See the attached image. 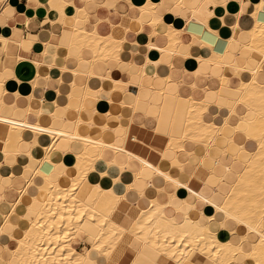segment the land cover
<instances>
[{
    "label": "bare ground",
    "instance_id": "6f19581e",
    "mask_svg": "<svg viewBox=\"0 0 264 264\" xmlns=\"http://www.w3.org/2000/svg\"><path fill=\"white\" fill-rule=\"evenodd\" d=\"M206 3L209 2L204 0L200 6L196 5L192 9L185 7L179 9L180 13L176 15V19L181 23L179 27L173 24V20L167 22L169 27L167 47L160 48L152 42L145 46L146 61L140 69L138 68L140 70L136 75L138 81L132 85L139 90L143 87L144 81L148 80L153 86L156 82H163L165 86L161 94H171L177 100H185L188 105L187 118L179 136H174L171 131L161 133L152 128L148 129L130 118L128 127L111 130L113 139H96L81 133L83 123L80 118L73 123L71 131H66L37 123L32 125L25 120L5 118L0 112V127L6 131L5 137L0 138L2 143L15 144L17 154L19 144L26 137V133H30L33 137V147L44 151L43 157L38 159L41 166L34 171L32 174L34 176L32 178L23 176L27 178L26 186L19 191L18 201L12 205L9 213H2L0 237L3 234L9 235L15 245L13 248H7L6 264H264V22L258 19V14L264 7V0L255 5L252 14L254 26L248 28L250 42L240 46L239 56L244 60V65L227 63L228 58L224 61L222 55L217 56L219 57L217 61L204 58L200 51H213V48L202 41L198 34H191L193 36L191 47L194 52L184 56L192 57L198 63L204 61L208 63L213 74L205 76L217 80L218 87L203 88L201 99L192 95L185 98L179 94L181 84L177 85L178 87H171V81L178 79L182 73L173 68L171 59L181 54L179 50L181 35L187 31L183 20L187 21V24L193 20L204 25L202 17L209 13ZM163 4L164 1L158 4L150 0L141 9L146 17L151 19L150 23L142 24L143 27L144 25L151 27L150 37L157 35L154 28L163 22V18L160 17ZM169 13L167 17L170 19L174 17V13ZM208 16L206 15V18ZM76 18L80 22L73 26L74 31L68 46L80 50L87 49L94 58L79 59L69 53L70 58L78 60V70L66 68L64 71L73 74L83 72L85 76L87 73L88 77H91L95 74L90 72V69L96 61L119 60L121 44L124 41L112 36H100L94 29L93 32L87 31L85 22L88 15L83 11L79 12ZM235 27L238 29V25ZM0 40L5 48L10 42L5 38ZM196 52L197 55H194ZM158 56L161 58H156ZM160 63L168 64L173 74L162 79L157 75L145 76L147 64L158 66ZM222 68L231 69L232 75L240 79L235 89L229 85L230 75H217V71ZM186 74L189 77L190 88L196 90L198 87L194 81L202 73L195 70ZM244 75H248L249 79L245 80ZM102 77L101 79L107 76ZM113 83V95L126 92L129 86L116 80ZM74 87L75 85L72 88ZM83 88L84 92L78 99L81 101L90 97L96 98L101 90ZM208 92H214L216 96H212L215 98L214 101L208 99L206 95ZM2 93L4 99L0 101V110L9 102L6 97L12 99L9 103L17 104L19 95L7 96V93ZM67 96L71 98L70 94ZM136 100L138 99L135 98ZM134 105L131 103L130 107L134 108ZM26 108L24 111L29 112ZM37 115H41L40 111ZM161 119H164V116ZM58 120L62 125L67 121L64 118ZM238 131H242L243 133L239 132V135H242L244 140L253 142L258 149L251 152L250 158L245 162L236 157L233 165L219 166L218 171L210 170L208 172L210 175L220 173V181L209 193L203 192L206 181L201 180L203 183L201 189L189 187L184 178H189L190 175L184 174V178H175L160 167V162L167 160L171 167L182 170L193 149L197 152L203 149V159L195 166L197 168L210 157L211 150H214L217 141L222 138L227 140V147L222 150L223 157L227 158L229 144ZM11 132L14 133L11 135ZM188 143L193 148L192 151L186 148ZM203 146L205 148H202ZM3 150L5 154L11 152L8 147H4ZM58 150L64 154L63 163L52 161V153ZM109 153L115 156H107ZM118 156H122L123 160L117 158ZM213 161L220 162L219 159ZM102 162L107 167L116 168L118 175L113 176L107 170H97V165ZM68 165H73L75 174L72 177L68 175ZM92 174L96 175L97 180H91ZM125 174L132 176L133 180H145V190L138 191L133 181L126 183L123 178ZM145 174L149 177L145 178ZM154 177H160L166 185H170L171 192H166V185L160 189L154 188L152 184ZM194 178L195 175L192 176V181ZM180 189H186L193 194L197 199L196 204L191 206L184 204L180 207L182 203H186L178 194ZM133 190L139 194V200L135 203L128 200V193ZM150 190L159 195L167 193L168 201L148 199L147 193ZM25 195L31 197V203L19 214L20 204ZM201 207H205L206 211ZM27 212L30 219L24 218ZM14 215H19L27 221V227L21 229L19 236L5 232ZM213 223L219 228L213 229ZM238 226L245 229V235L240 236L236 233ZM10 227L15 228L12 224ZM79 241L88 243L89 246L79 250L77 247Z\"/></svg>",
    "mask_w": 264,
    "mask_h": 264
},
{
    "label": "crops",
    "instance_id": "0c3cea01",
    "mask_svg": "<svg viewBox=\"0 0 264 264\" xmlns=\"http://www.w3.org/2000/svg\"><path fill=\"white\" fill-rule=\"evenodd\" d=\"M149 1L150 0H0V38H5L10 41L5 48L3 46L4 44H2L3 42L0 40V101L2 102L4 99V94L2 92L7 93V96L19 95L16 105L9 103L12 99L6 97V100L9 102L7 106L1 108V114L5 118L25 120L32 125L37 123L44 127L52 126L56 129H65L66 131H71L74 126L73 123L80 118L83 123L80 129L81 133L84 135H91L96 139H113L111 130L118 129L119 127H128L130 125V118H132L136 124H143V126L148 129L152 128L161 133L171 131L174 136H179V134L182 133L187 118L188 105L185 103V100H177L174 98V95L171 94H161L165 86L163 82H156L153 86V83H149L147 80L144 81L143 87L139 90L136 86L132 85L138 81L136 75L139 74L140 66L146 61L147 53L145 46L149 42H152L157 47H167L169 45V39L167 37L169 27L167 22L173 20V24L179 27L181 23L179 19H176V15L180 13L179 9L181 10L182 7L192 9L196 5L200 6L204 0H151L152 3L160 4V2L164 1L165 4H163V8L160 9V17L163 18V22L158 23L154 28L157 32L155 37H150L152 33L150 26H142L144 22H151V19H148L141 10ZM259 1L260 0H207V2H209L206 3L209 13L204 14L205 16L203 15L202 17V24L206 25V27L201 25V22L198 24V22L195 23V21L192 20L187 24V21L183 20L186 23L185 29H187V31L183 32L181 35V45L179 48L181 54L173 56L171 59L173 68L182 72L178 79H173L171 81V87L174 88L181 84L179 94L182 97L187 98L192 95L197 99H201L203 97V88L210 86L215 89L218 87L217 80L209 79L205 76L213 74L208 63L205 61L198 63L192 57L184 56L187 55V53L193 54L194 52L191 47L193 42V36L191 34H198L202 41L213 48V51H200V54L204 58L217 61V59H219L217 56L222 55L224 61L228 58L227 60H229V62L227 61V63H235L238 66L244 65V60L239 56L241 52L240 46L248 44L251 40L248 30L254 26L255 20L252 14L255 11V5H257ZM81 11L88 15L87 22H85V29L87 31L93 32L94 29L100 36H112L124 41L121 44L120 51L122 52L119 53V60L108 59L107 61H96L90 69V72L95 74L91 77H88L87 73L85 76L83 72L82 74L81 72L73 74L69 71H64L67 69L78 70V60L70 58V54L79 59L91 60L94 58V55L87 49L80 50L77 47L70 48V46H68L70 45L69 41H71L70 36L72 37L73 35V26L80 22L76 17ZM169 12L174 13V17L171 19L167 17L170 15ZM206 15L209 16L206 18ZM258 19L260 22H264V7L259 12ZM204 20L206 21L204 22ZM235 25H238L239 30L235 29ZM12 42L18 43V45L15 46ZM2 49H5V51ZM194 55H197V52L194 53ZM156 58L160 59L161 56ZM195 70H199L202 74L194 81L198 88L193 91L188 84L190 81L186 73H192ZM172 74V69L169 68V65L166 63H160L158 66H153V64H147L145 66L146 77L157 75L162 79ZM225 74L230 75L229 85L235 89L236 86L239 85L240 79L232 75L231 69L222 68L217 71V75ZM102 75L103 77L109 76V78H103ZM101 77L103 79H101ZM243 78L248 80L249 76L244 75ZM115 80L129 84L127 91L122 94L113 95V81ZM74 85L75 87L72 88ZM83 87H88V89L92 91L101 90L96 95V98L90 97L81 101L78 99H80V96L84 92ZM221 88L222 86L219 89ZM69 94L71 98L67 96ZM206 95H208V99H212V101H214L213 99L216 97L214 92H208ZM67 97L69 98L67 99ZM135 98L138 100L135 101ZM95 100L98 101L96 102ZM131 103L135 104L134 108L130 107ZM26 107L29 109V112L24 111ZM39 111L41 115H37ZM163 116L165 120L161 119ZM58 118H64L67 119V121L62 125ZM167 118L168 120H166ZM174 121L177 123L174 124ZM161 122L164 123V125ZM87 123H89V126H87ZM14 132H11V135ZM239 132L240 134L243 133L242 131H238V133L234 134L232 137V141L229 144L230 147L228 148V152H226L229 156L227 158L223 157L224 153H222V150L227 147V140L222 138L217 141L216 149L214 148V150H211L210 157L206 158L202 163L203 165L201 164L197 166V168L195 166L201 163L203 159V150L197 152L189 143L186 144V148L189 151L193 149V155L191 154L187 158L185 161L187 164L184 165L182 170L171 167L167 160L160 162V167L168 171L175 178H184V174L190 175L189 178H184L185 183L189 187L194 186L197 189H201L203 186L201 180L206 181L203 192L209 193L210 190L216 188L220 181V173L217 172V174L213 173L210 175L208 173L210 170L218 171L220 170L218 168L219 166L224 167L226 164L233 165L234 158L236 157L245 162L250 158L251 152L256 150L253 142L244 140V137L239 135ZM5 135L6 131L0 127V138L5 137ZM32 141V134L26 133V137L21 142L22 144L20 143L18 146L17 154L15 153L17 150L15 144L9 142L2 143V140L0 141V226L3 224L1 219L3 214L9 213L12 209V205L18 201L20 197L19 191L26 186L25 180L30 177L32 178L34 176H32L34 171H37L41 166L38 159L43 157L44 151L40 148L33 147ZM219 143L222 145H219ZM241 145H243V147H240ZM4 147H8L11 152L5 154L3 150ZM107 156L114 157L115 155L109 153ZM51 157L52 161L55 163L64 162V154L59 150L52 153ZM117 158L123 160L122 156H118ZM214 159H219L220 162L216 163L213 161ZM228 160L230 161L228 162ZM67 168L68 175L72 177L75 174L73 165H68ZM97 168L99 171L107 170L113 176L118 175L116 168L107 167L104 162L99 163ZM45 169L47 170V168ZM125 175L123 178L126 183H131L133 181L132 183L138 191L145 190V180H133L132 176L129 174ZM193 175H195L193 179L194 182L192 181ZM23 176L27 178H23ZM148 177L149 176L145 174V178ZM91 180H97L96 175L92 174ZM64 184L66 185L67 183L64 182ZM152 184L154 188L157 189L163 188L166 185L165 181L160 177H154ZM165 187L167 193L171 192L172 187L170 185H166ZM138 191L133 190L131 191L132 193H128V200L131 203H135L139 200ZM156 193L157 192L150 190L147 193L148 199L157 198L164 202L168 201L167 193L163 195ZM178 194L186 202L182 203L180 207H183L184 204H190L191 206L197 202L196 197L186 189H180ZM30 203L31 197L25 195L20 204L19 214L22 213L24 207H28ZM201 209L206 211L205 207H201ZM199 217H201V215H199ZM24 218L30 219V214L28 212L25 213ZM11 224L15 228H11ZM26 224L27 221L22 217L14 215L11 217L10 225L5 228V232L19 236L21 229L27 227ZM212 228L218 229L219 227L217 224L213 223ZM236 233L242 236L246 234V231L243 227L238 226L236 228ZM11 242L12 240L7 234H3L0 237V264H6V259L8 258L7 248H13L15 246L14 243ZM80 242L81 241H79L77 245L79 250L84 246H89L88 243Z\"/></svg>",
    "mask_w": 264,
    "mask_h": 264
},
{
    "label": "rangeland",
    "instance_id": "374dc122",
    "mask_svg": "<svg viewBox=\"0 0 264 264\" xmlns=\"http://www.w3.org/2000/svg\"><path fill=\"white\" fill-rule=\"evenodd\" d=\"M254 145H255V144H254ZM202 148H205V146H203ZM257 149H258V148H256V151H257ZM202 150H203V149H202ZM256 151H254V152H256ZM251 157H252V156H251Z\"/></svg>",
    "mask_w": 264,
    "mask_h": 264
}]
</instances>
